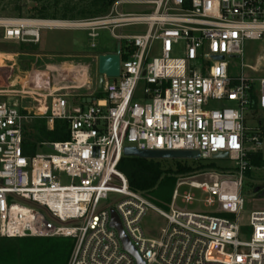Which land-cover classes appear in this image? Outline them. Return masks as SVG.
<instances>
[{"label": "built area", "instance_id": "1", "mask_svg": "<svg viewBox=\"0 0 264 264\" xmlns=\"http://www.w3.org/2000/svg\"><path fill=\"white\" fill-rule=\"evenodd\" d=\"M2 1L37 7L74 0ZM132 5L153 12L123 11ZM46 21L0 15L2 40L39 44L41 29L54 28L80 29L95 40L108 30L125 44V59L120 76L106 79L102 95L84 108H73L51 89L30 92L31 111L0 100V240L70 239L67 264H137L111 227L114 212L142 264H264V210L253 211L248 226L239 223L247 159L264 141L261 122L251 140L244 126L252 92L264 111V78L247 75L244 63L246 42L264 38V0H117L103 17L62 21L68 27L41 25ZM135 26L147 27L145 34L123 35ZM35 120L49 129L55 121L68 122L70 139L42 144L53 146L54 155L30 157L24 128ZM126 148L198 152L203 162L225 152L236 175L211 183L179 179L166 212L129 188L118 169ZM183 187L209 196L208 206L217 197L221 211L178 210L179 198L194 200L180 195ZM110 195L117 196L112 204ZM151 209L167 223L157 240L141 228ZM244 235L248 241L240 240Z\"/></svg>", "mask_w": 264, "mask_h": 264}, {"label": "rangeland", "instance_id": "2", "mask_svg": "<svg viewBox=\"0 0 264 264\" xmlns=\"http://www.w3.org/2000/svg\"><path fill=\"white\" fill-rule=\"evenodd\" d=\"M53 2V1H51ZM19 4V3H18ZM43 4V3H42ZM39 4L35 7L34 4L28 5H21V16H17L16 12H14V8L16 2L14 1H2L0 2V15L5 16H12V17H32L38 18L37 16L34 17V10L35 8L39 9L43 5ZM123 11L126 13L132 14H146L153 12V9H148L144 6H125ZM39 19V18H38ZM60 19V18H58ZM78 21V20H76ZM147 27L145 26H135L129 27L122 31L123 35H138V34H145ZM117 34L120 31L116 32ZM2 31H0V53H7L12 51L16 48V43H6L2 40ZM41 36V43L39 45V50L43 51L47 55L53 56H75V55H94V54H102V53H114L117 50V46L119 41L115 40L111 33L108 30H101L98 31V38L92 40L88 37V34L80 29H41L40 32ZM18 44V43H17ZM95 44V48L92 49L91 45ZM125 47V44H121ZM159 54V49L152 55L153 57ZM182 52H180L177 57H182ZM1 57H3L1 55ZM2 59L0 58V67L2 66ZM64 59L60 57H55L54 59H50L48 63L53 66H59L63 63ZM75 63H80L84 69L87 71V77L89 80H92V85L97 93V97L102 95V90L99 91L96 84V79L98 76L97 73V59H74ZM235 65L241 64L240 60L235 61ZM245 65L248 66L246 70V74L254 77V78H264V38L258 42H246L245 44V58H244ZM239 71V69H237ZM237 70L234 71L236 74ZM36 70H33L31 77H37L35 74ZM54 71V72H53ZM51 80H57L59 78L58 71L56 69L51 70ZM31 75V74H30ZM17 76L11 73V70L8 68L0 69V85L1 87L5 86L6 83L10 80H15ZM142 85V84H141ZM76 86V84L72 85ZM258 86V85H257ZM232 106V105H230ZM34 107V103L31 99H21L18 100V104H16L15 108L19 111L22 109H32ZM211 108H214L212 106ZM244 126L246 129V135L249 140L253 138V136L257 133L260 129V122L264 121V111L260 110L259 108L250 110L245 112L244 114ZM60 143V142H58ZM253 145L249 144L248 147L251 148ZM259 151L264 159V141L262 142L261 146L259 147ZM38 155H54L55 153L46 147H40L37 150ZM188 163L192 162H200L188 160ZM202 162V165L206 166L208 164H213V168H204L196 173L179 177L177 180V184L179 183V179L183 181L194 179V181L200 182H214L216 180H225L222 179L223 177L233 176L235 174V169L237 167L236 163L231 160H218L213 161L209 160L206 162ZM168 167V166H167ZM236 175V174H235ZM228 181V180H227ZM225 182V181H224ZM232 182V181H230ZM64 185H70V181L64 179L62 181ZM231 184V183H230ZM259 189L258 193H255V190ZM264 168H257L254 167L250 171L249 176H244L243 185L241 187V196L245 200V209L239 216V223L241 226H248L249 225V218L253 211H262L264 210ZM185 193H190L194 196V200L191 204H185L182 202V198H179L175 202V206L178 210L189 212V213H204V214H212L221 211V207L218 203L217 197H212L214 200L213 206H208L206 200L209 199V196L202 194L200 191L192 190L187 187H183L180 189V195L182 196ZM117 199V196L110 195V199L108 203ZM154 205V204H153ZM170 205V204H169ZM155 206L159 209H162L166 212H169V206L167 209H163L158 204ZM225 218H231L228 216H223ZM232 218L231 220H233ZM166 221L159 216V214L155 210H149L141 222V228L149 239H159L161 235L162 229L166 226ZM241 241H248L249 236H242L240 237Z\"/></svg>", "mask_w": 264, "mask_h": 264}, {"label": "trees", "instance_id": "3", "mask_svg": "<svg viewBox=\"0 0 264 264\" xmlns=\"http://www.w3.org/2000/svg\"><path fill=\"white\" fill-rule=\"evenodd\" d=\"M117 0H74L45 2L34 10V17L49 21H76L99 18L107 15ZM14 12L21 16V8L16 2ZM60 18V19H58ZM32 44H20V52H37ZM121 58L125 59L121 46ZM102 55V54H100ZM101 91V90H100ZM252 95V109H257V97ZM261 134L264 137V122H261ZM70 139V125L66 121H55L52 129L45 120H35L24 128V142L30 157L37 154L43 143L65 142ZM249 167L264 168V159L260 152L248 156ZM168 166V167H167ZM206 166L202 162L143 160L123 158L119 171L125 176L129 188L144 196L152 204L167 209L179 177L189 176ZM73 243L70 239H1L0 264H67Z\"/></svg>", "mask_w": 264, "mask_h": 264}, {"label": "crops", "instance_id": "4", "mask_svg": "<svg viewBox=\"0 0 264 264\" xmlns=\"http://www.w3.org/2000/svg\"><path fill=\"white\" fill-rule=\"evenodd\" d=\"M54 29H73V28H54ZM41 43V40H40ZM39 44L29 45L28 48L37 47V52H20V44L16 43V48L7 53H0L3 56L2 66L0 69L8 68L13 75L17 77L13 81H8L5 86L0 85V100L10 103L12 105L18 104V100L31 99L30 95L32 91L45 92L52 90L54 92H60L61 96H64L70 106L73 108H84L89 104V101L97 97V91L92 85V80L87 77V71L80 63H75L74 59H97L100 54L94 55H75V56H53L47 55L43 51L39 50ZM115 53V52H114ZM113 54V53H102ZM60 57L63 63L59 66H53L48 63L50 59ZM97 63V61H96ZM56 69L59 74L57 80H51V70ZM33 70L37 77H31ZM54 72V71H53ZM98 73V71H97ZM31 74V75H30ZM76 84V86H72ZM98 88V76L96 79ZM99 90V88H98ZM102 90V89H101ZM100 91V90H99ZM36 105L32 109L34 110Z\"/></svg>", "mask_w": 264, "mask_h": 264}, {"label": "water", "instance_id": "5", "mask_svg": "<svg viewBox=\"0 0 264 264\" xmlns=\"http://www.w3.org/2000/svg\"><path fill=\"white\" fill-rule=\"evenodd\" d=\"M121 44L117 46V50L113 54L100 55L97 58L98 71V88L101 90L105 84L106 79L112 80L120 76V62H121ZM218 59V58H215ZM91 100L89 104H91ZM53 149V146H50ZM126 158H139L143 160H167V161H197L200 160L198 152L176 151V152H161V151H138L135 148H126L124 150ZM213 161L230 160L229 154L225 152L218 153L212 157ZM259 189L255 190L258 193ZM111 227L118 233L124 251L129 253L136 259L137 264H142L136 250L132 247L128 237L125 235L121 223L114 212H112Z\"/></svg>", "mask_w": 264, "mask_h": 264}, {"label": "bare ground", "instance_id": "6", "mask_svg": "<svg viewBox=\"0 0 264 264\" xmlns=\"http://www.w3.org/2000/svg\"><path fill=\"white\" fill-rule=\"evenodd\" d=\"M41 25L68 27V26H71L72 24L69 22H62V21H46V22H43ZM0 58H3V57H1L0 55Z\"/></svg>", "mask_w": 264, "mask_h": 264}, {"label": "flooded vegetation", "instance_id": "7", "mask_svg": "<svg viewBox=\"0 0 264 264\" xmlns=\"http://www.w3.org/2000/svg\"><path fill=\"white\" fill-rule=\"evenodd\" d=\"M263 193H264V191H263Z\"/></svg>", "mask_w": 264, "mask_h": 264}]
</instances>
